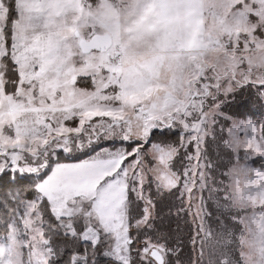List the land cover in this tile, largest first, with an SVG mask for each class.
Returning a JSON list of instances; mask_svg holds the SVG:
<instances>
[{
  "label": "snow or ice",
  "instance_id": "6c2138e0",
  "mask_svg": "<svg viewBox=\"0 0 264 264\" xmlns=\"http://www.w3.org/2000/svg\"><path fill=\"white\" fill-rule=\"evenodd\" d=\"M0 264H264V0H0Z\"/></svg>",
  "mask_w": 264,
  "mask_h": 264
}]
</instances>
